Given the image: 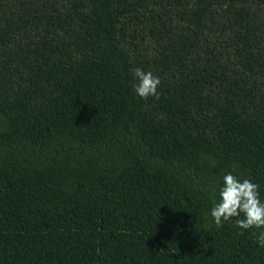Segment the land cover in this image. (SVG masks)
<instances>
[{
  "label": "trees",
  "instance_id": "16d2710c",
  "mask_svg": "<svg viewBox=\"0 0 264 264\" xmlns=\"http://www.w3.org/2000/svg\"><path fill=\"white\" fill-rule=\"evenodd\" d=\"M227 173L264 201V0H0V264H264Z\"/></svg>",
  "mask_w": 264,
  "mask_h": 264
},
{
  "label": "clouds",
  "instance_id": "9594fccd",
  "mask_svg": "<svg viewBox=\"0 0 264 264\" xmlns=\"http://www.w3.org/2000/svg\"><path fill=\"white\" fill-rule=\"evenodd\" d=\"M135 77L138 80L135 92L139 97L158 98L161 84L159 77L140 68L135 70ZM210 214L217 228L236 218L235 226L239 229L257 230L253 234L259 246L264 248V201L260 198L259 186L250 179H241L232 173L225 174L219 187V201L214 202ZM239 234L243 235V232Z\"/></svg>",
  "mask_w": 264,
  "mask_h": 264
}]
</instances>
